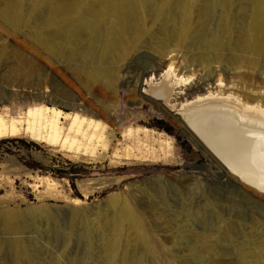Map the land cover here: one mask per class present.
Listing matches in <instances>:
<instances>
[{
    "label": "rangeland",
    "instance_id": "374dc122",
    "mask_svg": "<svg viewBox=\"0 0 264 264\" xmlns=\"http://www.w3.org/2000/svg\"><path fill=\"white\" fill-rule=\"evenodd\" d=\"M17 1L0 0V112L26 100L24 109L80 112L105 121L109 131L93 154L65 150L28 132L0 137L25 139L0 144V264H246L245 233L264 228L255 223L264 222V194L231 174L230 193L212 189L208 180L222 182L217 174L222 169L185 125L149 99L144 79L152 72L172 75L179 80L177 98L207 90L264 98V75L246 78L244 73L252 71L248 66L232 69L227 58L202 64L191 58L204 49L213 57L215 48L207 39L222 37L225 25L233 41L245 25V12L258 0H139L137 8L128 7L126 14L141 36L133 40L127 33L108 60L109 68H116L115 92L107 102L113 124L108 115L81 111L52 94L64 86L82 103L90 97L79 89L78 69L94 66L96 56L86 51L88 38L76 43L66 35L103 0H81L74 17L59 16L55 9L68 0ZM111 17L105 15L92 35ZM173 33L178 42L169 38ZM163 36L169 46L165 54L156 43ZM8 72L12 84L6 81ZM139 72L141 82L127 83ZM73 77L79 80L74 86ZM112 197L139 216V232L123 222L115 234L118 207ZM250 259L259 264L258 256Z\"/></svg>",
    "mask_w": 264,
    "mask_h": 264
},
{
    "label": "bare ground",
    "instance_id": "6f19581e",
    "mask_svg": "<svg viewBox=\"0 0 264 264\" xmlns=\"http://www.w3.org/2000/svg\"><path fill=\"white\" fill-rule=\"evenodd\" d=\"M255 1L256 0H254V2ZM17 2L20 3V0ZM81 5V0H68L58 5L55 9L59 13V16L74 17L77 15V9ZM138 6L139 0H103L99 9H91L88 12L89 15L81 16L76 25L68 28L69 34L67 33L68 35L66 36L68 38L71 37L72 42L74 41L77 43L78 40L88 38L89 46L88 48L86 47V51L93 55L92 57L96 56L97 62L94 66L87 63L90 66H85L83 68H81V66L80 69H78V76H81L80 78H82V80L78 78L83 84L81 82L79 83V80L76 81V77H73L75 83L72 81L73 79L70 80L71 85L74 86L76 83L81 84L83 89L79 88L80 91L82 92L85 88L86 94L90 95V97H84V103H82L80 98L77 99L70 96L72 94L64 86L61 88H53L52 94L54 98H64L81 111L96 110L97 113L103 116L108 115L109 124L114 123L107 102L111 99V94L115 92L116 68L110 69L108 60L112 56L114 46L120 44L122 38L127 33H130L129 35L133 40L140 38L141 33L138 29L133 27V21L126 14V9L128 7L137 8ZM253 6L255 8L252 11L245 12V25L239 30V35H236L233 41L229 42L232 37V31L225 25L226 27L224 26L222 30V37L227 38V44L222 43V37H215L213 35L209 40L207 39V43L209 48H215V52H212L214 56L212 57L209 51L204 49L195 51L191 58L193 59L196 57L199 64L211 62L212 59L215 62H219L227 58V63L232 69L236 68V66L240 67L243 65L252 69V71L249 70L244 73L246 78H251L253 76L261 77L264 75V0L256 1V4ZM109 13L113 17L109 18L107 22L102 25L101 32L98 35L93 36L94 27L98 26L103 17ZM189 19L190 17L186 13L183 18L185 33L189 30ZM177 36V34L173 33L169 35V38L175 43L179 41ZM37 39L40 41L39 37H37ZM164 39L165 37L163 36L156 41L158 46L162 48V54L168 52L169 48ZM73 44L71 43V45ZM225 50H227V52H225ZM100 57H102L103 60ZM102 61L104 65L100 63ZM20 68L24 69L23 65ZM146 71H142L143 75ZM9 72L6 76V81L8 84H12L13 78L12 74ZM139 75H142V73L139 72L129 77L127 83L136 86L141 82ZM186 88L182 87L181 90L184 91ZM104 89L108 91H104ZM144 90L149 95L151 101L161 102L163 111L167 116H170L175 123L182 124L183 126L185 125V129L191 134L193 139L207 151L214 162L222 169V171L217 173L218 176L223 178L222 182L208 180L211 184V188H225L230 193L235 179L230 176L231 173L187 127L184 121V111L200 104L218 102L233 107L244 116H250L264 121V98L254 96V94L249 95L243 93L240 95L234 92L220 93L210 90L190 95L189 98L185 96L183 98H177L179 93V80L165 72L157 74L152 72L145 77ZM27 103L26 100L11 102L10 106L3 108V112H0V137L28 132L31 136L41 138L53 144H58L65 150L83 153L91 152L92 154L97 151L99 144L104 145L106 138L105 132L109 131L108 124L105 121L97 118H89L80 112H66L51 106L24 109L23 105ZM111 200H113L118 207L114 219L112 220V227H114L115 234H118L123 222H126L132 230L139 232V230H141L139 216L126 206L124 200L122 201L116 197L110 198V201ZM248 200L249 202H253L251 198H248ZM260 208L264 211V204H262ZM255 223H260L264 226V222L261 219H257ZM255 232L260 234L259 240L255 239ZM245 241V247L242 253L245 256L244 262L246 264H256L250 259V256L255 255L258 256V261L255 259L257 263L264 264V228H252V230H248L245 233ZM116 244L115 236L113 240L114 255L117 251Z\"/></svg>",
    "mask_w": 264,
    "mask_h": 264
},
{
    "label": "water",
    "instance_id": "95a60500",
    "mask_svg": "<svg viewBox=\"0 0 264 264\" xmlns=\"http://www.w3.org/2000/svg\"><path fill=\"white\" fill-rule=\"evenodd\" d=\"M184 121L233 176L264 194V121L218 102L185 110Z\"/></svg>",
    "mask_w": 264,
    "mask_h": 264
},
{
    "label": "trees",
    "instance_id": "16d2710c",
    "mask_svg": "<svg viewBox=\"0 0 264 264\" xmlns=\"http://www.w3.org/2000/svg\"><path fill=\"white\" fill-rule=\"evenodd\" d=\"M5 141H19L21 143H25V139L23 137H15V138H7V139H0V144L5 142ZM64 174V172H62V175Z\"/></svg>",
    "mask_w": 264,
    "mask_h": 264
}]
</instances>
